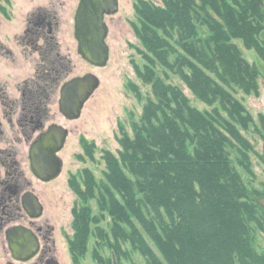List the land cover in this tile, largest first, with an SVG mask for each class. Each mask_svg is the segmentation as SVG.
Returning a JSON list of instances; mask_svg holds the SVG:
<instances>
[{
  "label": "trees",
  "instance_id": "1",
  "mask_svg": "<svg viewBox=\"0 0 264 264\" xmlns=\"http://www.w3.org/2000/svg\"><path fill=\"white\" fill-rule=\"evenodd\" d=\"M160 1L140 0L135 26L150 62L141 75L156 100L148 99L132 135L122 129L118 155L105 153L104 180L86 170L85 189L71 181L86 203L95 198L101 215L115 217L112 236L96 228L117 248V261L96 256L119 264L123 238L147 264H264L257 245L264 210L237 166L251 173L254 146L242 130L254 125L264 139V114L261 129L235 96L238 89L259 91L263 71L244 57L240 43L264 55V0ZM158 64L211 109L195 106L163 79ZM74 217L70 246L78 255L87 251L100 218L90 204L75 209Z\"/></svg>",
  "mask_w": 264,
  "mask_h": 264
},
{
  "label": "flooded vegetation",
  "instance_id": "2",
  "mask_svg": "<svg viewBox=\"0 0 264 264\" xmlns=\"http://www.w3.org/2000/svg\"><path fill=\"white\" fill-rule=\"evenodd\" d=\"M80 1L0 0V264H62L55 183L90 100L73 118V82L105 68L80 53Z\"/></svg>",
  "mask_w": 264,
  "mask_h": 264
},
{
  "label": "rangeland",
  "instance_id": "3",
  "mask_svg": "<svg viewBox=\"0 0 264 264\" xmlns=\"http://www.w3.org/2000/svg\"><path fill=\"white\" fill-rule=\"evenodd\" d=\"M139 1L120 0L119 11L113 16L106 17L109 26L107 42L110 46V59L102 70L100 86L90 98L83 119L75 123L78 125V129L71 136L70 157L67 155L64 174L55 183L56 238L62 264H105L106 261L102 263L96 256V252H99L106 260L114 258L117 261L115 252L117 248L108 247L105 237H102L96 228L99 226L111 232L116 222L115 217L108 213L101 215L95 198L86 203L71 181L73 178L78 182L81 181L82 188L85 189L82 175L86 170H90L98 181L104 180L105 153L111 151L118 155L121 150L119 138L122 135V129L132 135L133 124L143 117L148 99L156 100L152 84L146 82L141 75L150 62L145 56L147 49L135 27L140 24L136 12ZM145 1L162 3L160 0ZM76 9L77 6L74 5V15ZM240 47L244 57L250 63L260 65L263 74L258 79L260 86L258 93L247 94L238 89L235 96L244 103L254 116L258 127L262 129L259 123V114H264V55L261 57L254 49H246L242 43H240ZM153 67H155L154 64ZM156 71L168 83L183 89L195 106L200 109H211L195 98L177 73L169 70L165 75L162 64L156 66ZM242 132L254 146L250 152L251 173L242 169L238 164L237 166L242 172L245 182L255 191L253 199L264 210V139L262 130H257V127L251 125L248 131L242 130ZM86 204L92 206L93 214L100 218V222L93 224V228L96 230L90 236L87 251L75 255L70 246L76 236L74 212L75 209H80ZM68 232L70 238H68V234L66 236ZM110 234L112 236V232ZM257 241L258 247L264 250L263 233L258 235ZM120 245L122 251L119 253V264H147L144 256L131 252L130 241L121 238V243L119 242L118 246ZM107 264L112 263L108 262ZM115 264L118 263L115 262Z\"/></svg>",
  "mask_w": 264,
  "mask_h": 264
},
{
  "label": "water",
  "instance_id": "4",
  "mask_svg": "<svg viewBox=\"0 0 264 264\" xmlns=\"http://www.w3.org/2000/svg\"><path fill=\"white\" fill-rule=\"evenodd\" d=\"M119 6L120 0H81L79 3L75 15L76 37L80 43V53L92 64L103 67L108 64L110 50L106 39L109 26L106 17L115 15L119 11ZM82 85L83 92L80 89ZM98 87V79L92 74L83 79L74 80V95H79L80 99L73 118L79 117L82 103L90 99ZM86 88L88 90L84 93ZM20 238L18 234L12 238L13 251L21 248ZM33 247L34 245L30 249Z\"/></svg>",
  "mask_w": 264,
  "mask_h": 264
}]
</instances>
